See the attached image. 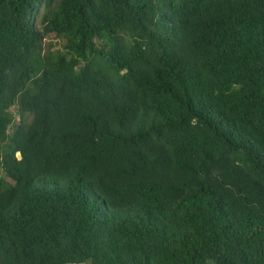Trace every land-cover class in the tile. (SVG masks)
<instances>
[{
    "label": "trees",
    "instance_id": "obj_1",
    "mask_svg": "<svg viewBox=\"0 0 264 264\" xmlns=\"http://www.w3.org/2000/svg\"><path fill=\"white\" fill-rule=\"evenodd\" d=\"M80 261L264 264V0H0V264Z\"/></svg>",
    "mask_w": 264,
    "mask_h": 264
},
{
    "label": "rangeland",
    "instance_id": "obj_2",
    "mask_svg": "<svg viewBox=\"0 0 264 264\" xmlns=\"http://www.w3.org/2000/svg\"><path fill=\"white\" fill-rule=\"evenodd\" d=\"M45 41V46H48L47 43L48 42H52V48L57 47L58 44L62 41V39L56 37L54 34L49 33L46 35V37L44 38Z\"/></svg>",
    "mask_w": 264,
    "mask_h": 264
},
{
    "label": "water",
    "instance_id": "obj_3",
    "mask_svg": "<svg viewBox=\"0 0 264 264\" xmlns=\"http://www.w3.org/2000/svg\"><path fill=\"white\" fill-rule=\"evenodd\" d=\"M16 156H19V153L18 152H16ZM79 263L80 264H83V261H80Z\"/></svg>",
    "mask_w": 264,
    "mask_h": 264
}]
</instances>
